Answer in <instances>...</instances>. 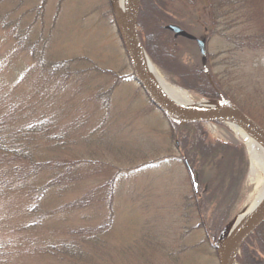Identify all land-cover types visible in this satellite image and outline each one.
<instances>
[{
	"label": "rangeland",
	"instance_id": "obj_1",
	"mask_svg": "<svg viewBox=\"0 0 264 264\" xmlns=\"http://www.w3.org/2000/svg\"><path fill=\"white\" fill-rule=\"evenodd\" d=\"M47 1L42 15L32 9L38 0H13L8 6L0 2V115H7V122L18 116L26 123L53 126L50 134L59 140L43 138L32 154L76 164L71 182L64 180L70 175L63 177L39 205L32 200V179L25 185L15 183L13 176L7 179L0 191V264H218L212 245L255 193L243 139L226 124L202 125L210 140L243 147L246 170L244 177L235 176V182L242 179L236 185L227 188L226 181L211 201L208 171L203 168L200 180L194 172L203 213L184 208L194 191L181 161V142L185 137L193 141L194 132L198 138V129L187 127L168 139V123L133 82L114 26L113 0ZM17 18L20 26L31 25L32 40L46 41L45 54L51 59L85 57L128 77L115 88L109 109L97 107L93 99L96 89H108L112 82L106 76L88 70L60 77L38 67L28 52L17 51L1 21ZM186 19L192 35L205 41L213 75L235 61L233 89L264 121V49L226 53L231 46L222 37L203 35L198 12ZM180 60L200 67L195 45L184 46ZM151 63L169 85L188 92ZM82 68L77 64V71ZM28 140L21 139L24 144ZM236 193L234 211L227 214ZM109 219L110 228L98 245H79L72 231L95 230Z\"/></svg>",
	"mask_w": 264,
	"mask_h": 264
},
{
	"label": "trees",
	"instance_id": "obj_2",
	"mask_svg": "<svg viewBox=\"0 0 264 264\" xmlns=\"http://www.w3.org/2000/svg\"><path fill=\"white\" fill-rule=\"evenodd\" d=\"M12 1L0 0L2 6L4 4L8 6ZM38 2L39 4L32 9L36 11V14L42 15L48 1L38 0ZM263 4L264 0H140L136 25L137 36L149 59L168 75L173 84L201 99L229 101L264 129L263 118L253 113L251 108H248L238 96L236 89H233L235 86L232 84L237 67L235 61L228 58L227 61H230L226 64L225 71L222 74L219 71L218 75L212 74L211 65L208 63L213 83L211 86L200 67L186 65L180 60L184 46L194 45V42L184 37L174 36L167 30L168 26H176L193 36L192 27L186 23V17H191L198 12L203 19V35L207 38L222 37L231 46L230 49L226 48V53L260 52L264 49ZM1 21L2 28L12 37L17 51L28 52L35 64L48 70L49 73L66 77L76 76L89 70L110 79L112 82L108 89H96L93 95L94 102L101 109H109L115 88L128 79L111 69L95 66L85 57H73L67 60L51 59L48 53L45 54L46 41L31 39L30 35L33 33L31 25L20 26L19 18L14 21H3L2 19ZM193 37L197 38L195 35ZM209 57L211 58L207 55L208 62ZM86 63L89 65L84 66ZM77 64L79 68L85 67L87 70L82 68L81 71H77ZM6 120H8L7 115H0V172L3 176L0 180V191L8 185L7 179H12V176L13 181L21 185H25L30 182L29 179H32V184L29 185L33 189L32 200L35 205H39L43 202L46 192L51 190L55 183L61 182L63 177L70 175V179L64 180L71 182L73 178L70 173L76 162H58L54 157L49 159V156L43 158L32 154L37 144L40 146L43 138H48V141L53 143L54 140H59L58 136L50 134L53 126L51 127L48 123H26L27 120L18 118V116L16 121L7 122ZM168 125L170 131L168 139L171 140L175 138V134L184 131L187 127L195 126L198 129V138L195 136L197 133L194 132L193 141L188 142L185 137L181 142V147L183 157L192 171L197 172L199 180L203 178L204 169L208 171L209 201L222 192V186L226 181H230L227 186L229 188L230 185H236L242 180L235 182V176L238 177L240 174L244 177L246 170L245 154L241 145L210 140L202 126L198 124L177 126L168 122ZM22 138L29 139L27 144L21 141ZM53 147L56 148L58 145ZM198 167H202V170L198 171ZM44 169L48 173L41 179ZM230 190L227 189L225 194ZM201 199L193 192V196L186 198L187 203L184 208H193L195 213L201 214V203H203ZM230 199L227 214L234 211L239 193L233 194ZM110 223L109 219L105 226L98 229L78 228L72 233H75L80 246L98 245L105 232L109 230ZM76 253L79 254V252ZM240 254L243 255L237 258L240 264H264V223L244 242ZM72 256L76 257L73 253Z\"/></svg>",
	"mask_w": 264,
	"mask_h": 264
},
{
	"label": "water",
	"instance_id": "obj_3",
	"mask_svg": "<svg viewBox=\"0 0 264 264\" xmlns=\"http://www.w3.org/2000/svg\"><path fill=\"white\" fill-rule=\"evenodd\" d=\"M139 5L140 0H128L124 17L121 18L115 9L113 17L116 31L131 68L133 80L143 91L150 104L161 112L169 122L177 126L187 124L233 123L264 146V130L242 114L232 103L221 99L219 101H210L215 103L216 107L208 109H190L173 103L152 84L142 64L141 55L142 53L145 55V53L139 43L136 33ZM167 30L174 36H180L195 41L202 71L210 85H212L206 66L204 42L195 39L176 26H168ZM184 166L190 177L192 188L196 191V178L186 160H184ZM263 223L264 201L257 207L251 216L244 221L224 247L221 246L222 235L218 237L213 245L218 264H236V257L242 245Z\"/></svg>",
	"mask_w": 264,
	"mask_h": 264
},
{
	"label": "bare ground",
	"instance_id": "obj_4",
	"mask_svg": "<svg viewBox=\"0 0 264 264\" xmlns=\"http://www.w3.org/2000/svg\"><path fill=\"white\" fill-rule=\"evenodd\" d=\"M127 1L128 0H113L114 9L121 18L124 17L126 12ZM141 56L142 64L149 80L170 101L179 106L190 109H208L216 107L215 103L194 99L186 91L169 85L148 57L143 53ZM227 126L244 141L250 158L249 181L254 184L255 193L248 198L244 209H242L224 231L221 242V246L223 247L244 221L248 219V217L251 216L257 207L264 201V146L239 129L235 124L227 123Z\"/></svg>",
	"mask_w": 264,
	"mask_h": 264
}]
</instances>
